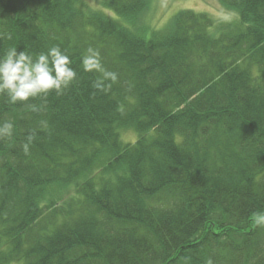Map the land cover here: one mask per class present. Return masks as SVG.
Returning <instances> with one entry per match:
<instances>
[{
  "label": "trees",
  "instance_id": "1",
  "mask_svg": "<svg viewBox=\"0 0 264 264\" xmlns=\"http://www.w3.org/2000/svg\"><path fill=\"white\" fill-rule=\"evenodd\" d=\"M217 2L235 16L151 29L150 0H0V57L59 46L77 73L0 93V264H264V0Z\"/></svg>",
  "mask_w": 264,
  "mask_h": 264
},
{
  "label": "clouds",
  "instance_id": "2",
  "mask_svg": "<svg viewBox=\"0 0 264 264\" xmlns=\"http://www.w3.org/2000/svg\"><path fill=\"white\" fill-rule=\"evenodd\" d=\"M70 65L69 56L59 46H52L47 52L35 56L25 50L9 49L0 57V93L6 94L13 104L38 96L46 97L50 92L61 94L77 75ZM82 65L85 71L101 74L94 84L99 90L105 88V81L115 83L118 78L115 72L103 67L99 52L93 48L87 49ZM12 128L11 123H5L0 127V136H10ZM31 139L28 138L29 142ZM27 147L25 144V151ZM256 222L264 223V216H259Z\"/></svg>",
  "mask_w": 264,
  "mask_h": 264
},
{
  "label": "rangeland",
  "instance_id": "3",
  "mask_svg": "<svg viewBox=\"0 0 264 264\" xmlns=\"http://www.w3.org/2000/svg\"><path fill=\"white\" fill-rule=\"evenodd\" d=\"M190 8L197 11H207L215 18L226 19L235 16L222 9L217 0H150L148 11L143 15V23L151 29L162 28L168 18L177 10ZM122 138L127 142H133L136 135L133 131H125Z\"/></svg>",
  "mask_w": 264,
  "mask_h": 264
}]
</instances>
